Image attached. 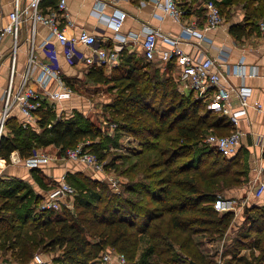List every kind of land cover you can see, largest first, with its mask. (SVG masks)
<instances>
[{
	"label": "trees",
	"instance_id": "16d2710c",
	"mask_svg": "<svg viewBox=\"0 0 264 264\" xmlns=\"http://www.w3.org/2000/svg\"><path fill=\"white\" fill-rule=\"evenodd\" d=\"M212 1L221 14L241 3L244 23L230 28L236 37L257 30L264 21V0ZM47 3L51 8L57 5L53 0ZM106 70L95 66L88 69L87 76L117 88L105 108L115 117L117 133L127 132L139 139L144 150L133 154L139 159L119 171L127 180L119 181L118 192L110 190L104 180L83 178L80 187L90 193L75 199L73 211L65 207L39 210L40 194L20 180L8 185L0 177V187L8 185L0 190V256L16 264H30L34 254L43 251L53 254L60 264H89L110 248L123 253L129 264H216L200 249L195 235L219 239L229 228L233 212H219L213 202L224 188L237 183L234 176L239 173L234 159L215 152L204 138L207 131L229 134L234 125L227 116L211 111L208 101L192 92L180 93L172 74L160 72L155 61L137 60L123 50L118 65ZM46 103L36 110L37 125L49 133L48 143L56 154H64L80 139L100 136L99 129L70 116L50 121ZM6 125V133L0 137V157L8 162L15 150L22 159L37 150L26 140L29 135L15 116L8 117ZM160 135L164 136L158 141ZM93 146L91 142V150L101 160L103 154L98 155L96 143ZM110 167L118 170L114 164ZM67 181L75 186L71 178ZM254 210L251 229L256 234L249 243L259 254L246 259L232 253L223 264H264V209ZM144 239L146 248L139 260Z\"/></svg>",
	"mask_w": 264,
	"mask_h": 264
},
{
	"label": "crops",
	"instance_id": "0c3cea01",
	"mask_svg": "<svg viewBox=\"0 0 264 264\" xmlns=\"http://www.w3.org/2000/svg\"><path fill=\"white\" fill-rule=\"evenodd\" d=\"M27 1L22 0L23 3ZM53 1L55 4L58 3V0ZM65 1L68 22L72 24V26L68 25L66 27V34L71 36L77 33L79 29H85L95 34L102 46H119V61L123 50L133 54L137 60H144L141 42L144 38L146 27L157 29L159 33L157 38L158 49L153 61L159 67L160 72L172 74L180 93L189 94L191 92L181 87L182 81L177 79L180 68L174 60H167L164 53L171 49L170 38H174L179 34L183 23L185 24V22L192 19L199 27L202 26L205 20L203 7L205 0L193 3L191 0H176L183 8L189 9V14L182 17L181 21L173 19L164 12L162 9L164 0ZM0 4L3 11L1 22L5 23L8 21L7 14L13 8V0H0ZM51 7L52 5L47 3V0L45 2L40 0L41 10L46 11ZM229 8L230 15L223 17V21L218 28L204 32L203 40L200 41L196 37L191 39L182 38L179 43V47L191 57H198L199 55L210 56L216 58L217 62L222 64V68L226 72L225 80L223 79L222 82L231 89L232 109L236 110L240 107L237 89L240 86L250 88V94L247 98L249 105L246 107V114L240 117L238 124V128L242 132L240 144L237 151L232 156H229V158L234 159L235 168L240 167V169H237L239 177L237 176L236 184L224 188L222 192L217 194L213 202V206L219 212L231 211L234 214L229 228L221 238L206 241L207 244L215 246V253L205 254L214 259L216 264H223L232 256V253L244 256L246 259H251L253 255L259 254V250L249 243V240H252L256 234V231L251 229V215L255 212V207L264 209V192L260 196H254L253 192L259 181L264 182V110L258 111L252 106L256 101L263 103L264 106V39L260 36L259 27L257 30L255 28L241 37H236L232 34L230 31L232 25H242L244 23V10L241 7V3L232 5ZM118 11L124 12L125 17L120 29L115 31L113 26L109 24L108 17L113 12ZM65 22L67 21L65 20ZM65 22H62V25L66 26ZM28 27L29 25L24 23L20 28L23 39L16 50V70L18 74L24 70L27 53L32 46L28 39L30 33ZM48 33V27L45 25L39 24L37 26L36 38L33 43L37 59L46 63L55 61V65L60 68L61 74L65 77L76 73L77 67H83L82 63L77 62L75 59H66L62 54L60 44L54 40L52 41L56 49L55 56H52L53 59L42 49L40 44ZM119 38H123V40L120 41ZM11 45L12 40L9 36L0 43V95L7 83L10 70ZM80 50L88 53L82 46H80ZM237 64H242V66L238 68ZM236 69H241L244 76L236 74ZM106 71L109 72V70ZM193 95L196 98L199 97L196 93H193ZM68 100L70 98L63 99L58 103L61 104ZM42 102L57 103L47 98H43ZM65 110H68V108H61L59 112L62 114ZM18 115L19 111H16L15 116ZM49 148L54 149V146L50 145ZM13 157L19 158L18 151H14ZM0 158L1 178L6 181L12 179L15 181L20 180L28 184L33 193L40 194L42 197L61 175L65 174L67 180L69 169H66V164H76L59 159L53 160L45 166L28 168L23 164L22 159L14 163L10 162V160L8 162L5 160V162L2 157ZM36 175H38L39 181L36 180ZM262 226L264 227V223ZM246 234H249L247 239H245ZM195 240L200 243L199 246L201 248L203 245L201 240L198 238H195Z\"/></svg>",
	"mask_w": 264,
	"mask_h": 264
},
{
	"label": "built area",
	"instance_id": "2783aa9c",
	"mask_svg": "<svg viewBox=\"0 0 264 264\" xmlns=\"http://www.w3.org/2000/svg\"><path fill=\"white\" fill-rule=\"evenodd\" d=\"M205 10V20L201 27L194 20L183 23L182 29L177 36L170 38L171 49L165 52L167 60H174L179 66L177 79L182 81L183 88L196 93L200 98L208 101V108L229 118L234 125V130L229 134L219 135L209 133L205 136L206 142L215 152L223 156H232L238 149L241 130L238 128L240 117L246 114V107L249 105L247 98L250 94V88L240 86L237 89V95L240 107L236 110L231 105V89L225 85L222 80L226 77V72L222 64L217 62L216 58L199 55L191 57L185 53L179 43L182 38L191 39L196 37L198 40L204 39V32L218 28L223 16L218 5L212 0H205L203 4ZM164 12L177 21L189 14L187 8H183L176 0H164L162 5ZM2 7L0 4V43L9 36L12 40L11 62L7 83L0 95V137L6 133L7 118L15 116L18 123L22 125H37L36 110L41 106L42 99L47 98L50 101L59 102L63 99L71 98L72 88L65 83L62 78L60 68L54 62H40L35 56L33 43L36 38V28L39 24L48 27L49 33L41 42L42 49L50 56L54 57L56 49L52 44L54 40L62 47V54L68 60L81 62L83 67L92 68L103 66L111 70L119 63V46H102L95 34L85 29H79L77 33L68 36L66 27L72 26L68 22V13L65 0H58L55 8L41 10L40 0H28L23 3L22 0H13V8L7 14L8 21L1 22ZM125 13L122 11L113 12L108 17V22L115 31L121 27ZM65 20L67 22H65ZM62 22L66 23L62 25ZM24 23L29 25V41L32 46L27 53V59L24 70L18 74L16 70V50L19 45L20 28ZM260 36L264 39V21L258 24ZM158 30L152 27H146L144 38L141 42V48L144 58L148 61L155 60L157 52ZM167 38L166 36H163ZM120 41L123 38H119ZM80 46L84 47L88 53L82 52ZM53 57L51 59H53ZM238 68L242 64H237ZM35 67L37 68L35 70ZM35 70V72H34ZM236 74L243 75L241 69L235 70ZM225 80V79H224ZM258 111H263V103L256 101L253 105ZM91 141L85 140L66 149L64 154H54L47 149H37L26 158L13 157L14 151L10 155V162H19L22 159L23 164L28 168H35L42 165H48L53 160H67L74 163L83 164L93 173L99 175L104 181L110 184L112 191L117 192L119 181L112 178L104 170V163L91 150ZM5 161L6 159L3 158ZM6 162V161H5ZM264 192V182L259 181L255 188V196H260ZM74 189L67 182L65 174L61 175L56 183L46 191L38 204V209L43 211H58L63 207L72 211L71 200L73 199ZM102 264H129L123 253L114 249H108L100 254ZM10 259L0 257V264H12ZM30 264H51L43 259L41 252L34 254Z\"/></svg>",
	"mask_w": 264,
	"mask_h": 264
},
{
	"label": "rangeland",
	"instance_id": "374dc122",
	"mask_svg": "<svg viewBox=\"0 0 264 264\" xmlns=\"http://www.w3.org/2000/svg\"><path fill=\"white\" fill-rule=\"evenodd\" d=\"M199 0H191V2H196ZM230 13L225 14L222 13V16H228ZM23 36H21V31L19 35V44L22 42ZM77 67L76 73H73L72 75L65 77L62 74V78L65 81L66 84H68L72 90L73 95L70 98V100L66 102H62L61 104L57 103H46L45 106H47L51 111L50 121L58 119V118H66L71 117L75 120L81 121L83 124H88V126L97 128L100 130V136L95 139H90L92 142V149L95 148L93 146V143H96V146H98V155H102V161L105 164L104 170L106 173H108L109 176L112 178H116L118 181H126V177L124 175H120L119 171L124 166L128 165L131 162H134L139 159V157L134 156V152H137L139 150H144L143 147H141V142L139 139L135 136L133 137L132 134L127 132L117 133L115 124L113 123V119L115 118L110 111L105 108V105L111 101L113 96L117 92V88H114L112 83L111 84H98L97 82L93 81L90 77L87 76L88 68ZM67 109L64 113H60L59 110ZM87 122V123H86ZM24 130L27 132L29 136H26V140L30 141L33 144V150L34 149H47L48 152L51 154H54L55 149L49 148L50 145L48 143V138H50V135L45 129L41 130L38 125L31 124L27 125ZM50 127V124L47 125ZM31 129L37 130L34 134V131ZM22 133L21 137H24V133ZM211 133V131H207L206 135ZM164 135H160V137L157 139L158 141L161 140V137ZM88 139V140H89ZM80 139L78 142H81ZM145 153L147 150L144 151ZM56 153V152H55ZM144 153V154H145ZM143 154V155H144ZM112 164L118 166V170L115 171L113 167H110ZM66 169H69V177L71 180L75 183V186L70 184L69 181H67L72 188L74 189L73 193V199L71 200V209L74 210V202L75 199H81L82 196H85L84 198H87V194L90 192L83 191L80 187L81 185H84L85 180L83 178H94L97 180L102 181L103 179L97 175L96 173H93L92 170L86 168L83 164H71L65 165ZM236 169H240V167H237ZM81 170V171H80ZM85 175V176H84ZM235 178H238L237 175L234 176ZM69 178V179H70ZM11 181H5L8 182V185L11 183ZM42 182V181H41ZM8 185H2L0 187V190H3ZM28 187L29 185L26 184ZM42 186V185H41ZM110 190V184L107 185ZM85 188H88V185L84 186ZM256 188V187H255ZM255 188L253 189L254 196H255ZM121 190L120 185L118 186V191ZM117 191V192H118ZM195 238H198L203 243L202 247L200 248L204 253L210 254L215 253V246L207 244V240H209V236L204 234H197L195 235ZM146 248V240L144 239L142 241V244L140 246V250L137 254L140 258H142L143 251ZM2 247L0 246V255L3 254ZM110 248H107L105 250H108ZM103 250V251H105ZM102 251V252H103ZM41 255L44 260L47 262H50L51 264H60L59 261H56L53 259V254L47 255L45 252L40 251ZM100 252L98 257L94 259L89 264H102L100 261ZM141 256V257H140ZM2 257V256H0ZM4 258V257H3ZM137 258V259H138ZM150 258V257H149ZM222 264V263H221Z\"/></svg>",
	"mask_w": 264,
	"mask_h": 264
},
{
	"label": "bare ground",
	"instance_id": "6f19581e",
	"mask_svg": "<svg viewBox=\"0 0 264 264\" xmlns=\"http://www.w3.org/2000/svg\"><path fill=\"white\" fill-rule=\"evenodd\" d=\"M1 159V158H0Z\"/></svg>",
	"mask_w": 264,
	"mask_h": 264
},
{
	"label": "water",
	"instance_id": "95a60500",
	"mask_svg": "<svg viewBox=\"0 0 264 264\" xmlns=\"http://www.w3.org/2000/svg\"><path fill=\"white\" fill-rule=\"evenodd\" d=\"M193 264V263H192Z\"/></svg>",
	"mask_w": 264,
	"mask_h": 264
}]
</instances>
